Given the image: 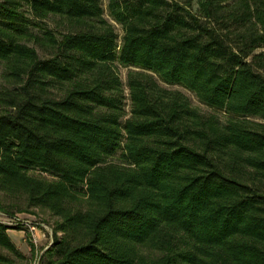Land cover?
Segmentation results:
<instances>
[{"label":"trees","instance_id":"obj_1","mask_svg":"<svg viewBox=\"0 0 264 264\" xmlns=\"http://www.w3.org/2000/svg\"><path fill=\"white\" fill-rule=\"evenodd\" d=\"M31 209L40 264H264V0H0V211Z\"/></svg>","mask_w":264,"mask_h":264},{"label":"rangeland","instance_id":"obj_2","mask_svg":"<svg viewBox=\"0 0 264 264\" xmlns=\"http://www.w3.org/2000/svg\"><path fill=\"white\" fill-rule=\"evenodd\" d=\"M39 55L41 56L42 54L39 52ZM130 70H132L131 67L129 68L121 67V66L117 67V72L123 84H125L126 75ZM160 84L166 88L179 89L188 97L192 106L198 108L204 113L209 112V109L204 105H202L191 93L182 90L178 87L167 86L161 82ZM32 175L39 176L40 174L32 173ZM0 221L6 223L9 226H14L17 223L22 227L21 232H23V234H21L22 238L19 240L20 246H24L28 250V252L26 256H24L25 259L22 261H17L16 264H40V260L44 252L47 250L51 240L54 237V225L56 219L51 217L50 214L46 211L31 209L28 212L16 213L14 214L13 218H8L5 214H3L0 211ZM26 222L33 223V225H35L36 228V231L34 232L35 241L31 240L30 238V232L28 230L27 225L25 224ZM19 232L20 231H13L12 233V240L15 243L19 242L15 236V234L17 235V233Z\"/></svg>","mask_w":264,"mask_h":264},{"label":"crops","instance_id":"obj_3","mask_svg":"<svg viewBox=\"0 0 264 264\" xmlns=\"http://www.w3.org/2000/svg\"><path fill=\"white\" fill-rule=\"evenodd\" d=\"M8 233H9V236L11 237V239H12L13 231H8ZM21 234H23V232H21V231L19 233H17V235L15 234V236H16L18 241L22 238ZM15 244L19 248V250L22 252V254H24V256H26L28 250L24 246H20V241L18 243H15Z\"/></svg>","mask_w":264,"mask_h":264},{"label":"built area","instance_id":"obj_4","mask_svg":"<svg viewBox=\"0 0 264 264\" xmlns=\"http://www.w3.org/2000/svg\"><path fill=\"white\" fill-rule=\"evenodd\" d=\"M25 224L27 225L28 230L30 232V238H31V240H34L35 241V239H34V232L36 231L35 225H33V223H28V222H26ZM51 243H52V240H51L50 244Z\"/></svg>","mask_w":264,"mask_h":264}]
</instances>
